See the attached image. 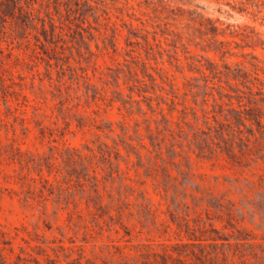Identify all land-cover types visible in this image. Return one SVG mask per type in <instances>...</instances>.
I'll return each instance as SVG.
<instances>
[{
	"label": "rangeland",
	"instance_id": "374dc122",
	"mask_svg": "<svg viewBox=\"0 0 264 264\" xmlns=\"http://www.w3.org/2000/svg\"><path fill=\"white\" fill-rule=\"evenodd\" d=\"M19 1L0 264H143L211 228L264 264V0Z\"/></svg>",
	"mask_w": 264,
	"mask_h": 264
},
{
	"label": "trees",
	"instance_id": "16d2710c",
	"mask_svg": "<svg viewBox=\"0 0 264 264\" xmlns=\"http://www.w3.org/2000/svg\"><path fill=\"white\" fill-rule=\"evenodd\" d=\"M4 5L6 10L0 11V16L18 15L29 21L30 9L27 5H22L19 0H0V6ZM214 74L217 72L213 71ZM238 113V112H237ZM235 120L241 123V116L236 115ZM260 121H256L259 124ZM213 235H205V230L200 231V235L189 236V243L178 245L186 248V251H163L162 253H149L143 264H234V254H225L221 246L226 244L227 248L231 247L229 239L219 234V232L211 228L209 230ZM221 241V243H219ZM209 248L207 250L206 248ZM220 247V248H219ZM243 263V262H242ZM2 264H4L2 262Z\"/></svg>",
	"mask_w": 264,
	"mask_h": 264
}]
</instances>
